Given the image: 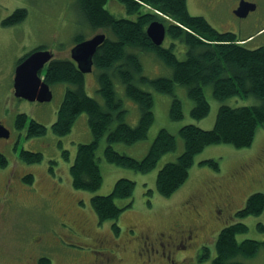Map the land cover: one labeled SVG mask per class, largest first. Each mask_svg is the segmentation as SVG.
I'll return each mask as SVG.
<instances>
[{
    "label": "rangeland",
    "instance_id": "obj_1",
    "mask_svg": "<svg viewBox=\"0 0 264 264\" xmlns=\"http://www.w3.org/2000/svg\"><path fill=\"white\" fill-rule=\"evenodd\" d=\"M112 1L109 0L107 9L113 15L137 20L136 16L119 11L120 4L116 1L113 4ZM240 1L187 0L191 15L203 17L216 30L231 32L241 40L252 37L246 45L250 49L264 47V0H246L254 4L256 9L244 19L233 13ZM19 9L28 12L27 19L19 25L4 26L3 22ZM97 34L105 32L91 29L80 12L77 0H0V124L11 131L9 140H0V153L9 162L6 168H0V264H39L42 258L49 259L51 264H171L168 257L172 258L174 264H212L220 231L237 222H243L249 228L247 234L238 236L239 242L243 238L262 241L264 234L257 231V224L261 221L264 223V212L259 217H247L244 220H239L236 213L246 205L250 195L264 193V129L260 128L251 148L217 145L199 154L188 181L170 198H163L157 192L155 175L166 164L175 162L184 151V143L178 136L184 126L200 127L199 124H203L205 128H200L211 130L222 104L233 108L258 105L259 101L253 97L230 98L222 103L214 98L212 88L207 87L205 94L211 111L207 118L195 120L191 117L193 103L188 97L187 88L177 85L175 95L182 102L183 118L173 122L170 119L173 97L144 87V90L155 96V122L152 128L157 130V134L166 129L171 135L178 136V150L164 156L153 170L156 172L147 175L103 162L100 166L104 181L98 191L91 193L73 188L70 169L75 160V148L79 143L92 141L83 142L86 132L83 118L86 115L78 118L71 134L58 137L53 134L51 127L57 121L66 87L69 86L56 84L52 87L53 99L39 103L15 98L13 80L20 60L32 51L44 47L52 51L57 59L70 60V52L76 46L77 37L90 40ZM173 43L178 59L184 61L187 47L169 37L165 39L164 47L169 48ZM141 59L147 76H172V69L155 55L142 54ZM45 72L46 68L43 69ZM97 74L94 69L86 75V90L91 98L100 100ZM116 87L118 90L123 89L121 83L116 82ZM130 112V115L135 114L133 103L130 104ZM17 114H27L31 120L46 126L47 134L27 139L26 131L20 133L15 129ZM136 124L133 122V125ZM150 133L147 140L151 138ZM106 145L104 138L97 151L98 156L102 155V147ZM22 150L42 153L43 162L32 165L21 162L18 155ZM63 150L69 151V159H64ZM136 156L137 160H143L146 154L137 152ZM206 159L216 160L220 171L202 167L200 161ZM28 175L34 177L33 185L24 181ZM120 179H128L136 184L133 197L117 199V206L124 209L122 215L118 221L101 224L91 206V199L110 195ZM147 190L153 191L151 197L146 195ZM130 204L132 206L128 207ZM195 210L201 212L202 220L195 218ZM63 216L74 225L78 218L87 229L86 238L70 237V243L65 244L67 250L54 248L55 237L63 234L66 240L65 234L72 235L67 229L61 228L69 224L63 222ZM177 217L185 222L195 218L193 223L200 225L195 239L184 243L183 247V243H178V250L170 251L169 246H165L164 250L161 240H157V234L152 233V250H146L145 253L136 240L141 230H155L159 223ZM116 223L120 228L119 234L113 230ZM207 253L209 256L206 258ZM74 257L80 260L74 263ZM123 259L125 263H122ZM239 261L243 264H264V249L254 259L239 258Z\"/></svg>",
    "mask_w": 264,
    "mask_h": 264
},
{
    "label": "trees",
    "instance_id": "obj_2",
    "mask_svg": "<svg viewBox=\"0 0 264 264\" xmlns=\"http://www.w3.org/2000/svg\"><path fill=\"white\" fill-rule=\"evenodd\" d=\"M77 1L80 12L91 29L108 32V39L98 48L93 58V69L98 72V94L102 99L91 98L86 90V75L72 60L54 59L44 74L45 82L51 87L56 84L69 86L59 108L57 121L51 127L53 134L58 137L71 134L78 118L85 114L92 135L90 143L77 145L76 157L70 169L72 186L76 191L94 193L101 188L104 177L100 165L103 160L139 174H150L164 156L178 150L179 136L184 143V151L175 162L166 164L156 177L157 192L163 198H170L186 184L195 158L208 147H252L258 131L264 129V47L250 49L243 44L249 38L241 40L231 32H220L205 18L191 15L187 0H115L122 6L118 10L122 9L123 13L136 16L135 21L113 15L107 9L109 0ZM27 16L26 10L19 9L3 25H19ZM154 21L165 23L167 37L187 47L184 61L179 60L175 54V43L169 48L153 44L148 37L147 28ZM84 40L83 37H77L76 44ZM38 50L46 48L34 51ZM142 54L155 55L172 69V76H147ZM116 82L121 83L123 89L118 90ZM177 85L187 88L188 97L193 103L191 117L195 120L207 118L211 111L205 94L207 87L212 88L214 98L222 103L230 98L251 97L256 98L259 103L238 108L222 104L211 130L187 125L176 137L162 129L143 160L131 158L117 150L116 146H133L147 140L154 128L155 100L153 94L144 90V87L171 95L173 102L170 119L177 122L183 118L182 102L175 95ZM132 103L138 107L139 120L136 125L133 122L137 119L129 114ZM15 129L20 133L26 131L27 139L43 137L48 132L46 126L31 120L27 114H17ZM104 138L107 145L102 155L98 156L97 151ZM63 156L65 160L69 159V151L63 150ZM18 158L21 162L32 165L42 163L44 155L22 150ZM8 165L7 157L0 153V168ZM200 165L220 171V165L214 159L205 160ZM51 172L53 173V169ZM24 181L33 185L34 177L28 175ZM135 187L133 181L120 179L110 195L94 196L91 199V206L101 224L118 221L124 209L117 206L116 200L131 199ZM146 195L151 197L153 191L147 190ZM131 206L132 204L128 207ZM263 212L264 193H254L236 216L239 220H244L247 217H259ZM113 230L119 234L117 223ZM248 231V226L243 222L223 228L216 241V257L212 264H243L239 258H256L261 249H264V237L262 241L243 238L239 242L238 236L245 235ZM257 231L264 234L262 221L257 224ZM208 256L207 253L206 258ZM39 264H51V261L41 259Z\"/></svg>",
    "mask_w": 264,
    "mask_h": 264
},
{
    "label": "water",
    "instance_id": "obj_3",
    "mask_svg": "<svg viewBox=\"0 0 264 264\" xmlns=\"http://www.w3.org/2000/svg\"><path fill=\"white\" fill-rule=\"evenodd\" d=\"M256 6L243 0L235 15L239 18H246L250 12L254 11ZM148 36L156 46H162L167 28L163 22H153L148 30ZM106 41V35L100 34L91 40L84 41L72 49V59L77 63L79 70L88 74L93 69V58L98 48ZM53 55L49 51H37L31 54L16 69L14 79L15 97L30 102L46 103L53 99V93L40 73L45 66L51 62ZM11 137V131L0 124V140H8Z\"/></svg>",
    "mask_w": 264,
    "mask_h": 264
},
{
    "label": "flooded vegetation",
    "instance_id": "obj_4",
    "mask_svg": "<svg viewBox=\"0 0 264 264\" xmlns=\"http://www.w3.org/2000/svg\"><path fill=\"white\" fill-rule=\"evenodd\" d=\"M238 6H239V3L237 4L234 10H236ZM194 213H195V218L197 217L199 220L203 219L202 218L203 215L201 214L199 210H195L193 214ZM62 219H63V222L65 223L68 222L70 225L67 224V226H62L61 228L67 229L68 231L72 233V235H68L64 233L66 235V240H64L65 236L62 233H61L62 236H58L57 238L55 237L54 248L67 250V248L65 247V244L70 243L71 241L70 237L74 236V237H85L86 238L87 229L85 228L83 222H79L78 218H77L76 225L71 223V221H69V219H67V217L65 216H63ZM194 220L185 222L181 218L177 217L175 219H172L171 221H167L165 223L163 222L159 223L155 230L153 229L141 230V233H139L140 235L139 237L136 238V240L142 246L143 251L147 253L146 250L147 251H150V249L152 250V243L150 242L151 234L156 233L159 238V239L157 238V240H161L164 250H165V246H169L170 251H177L178 249L176 245L178 243H183L182 244V247H183L184 243H188L189 241L194 240L195 237L198 235L200 225L194 224L193 223ZM167 259L171 264H174V261L172 260L171 257H168ZM78 260L80 259L77 257H74L73 262L77 263ZM122 263H125L124 259Z\"/></svg>",
    "mask_w": 264,
    "mask_h": 264
},
{
    "label": "crops",
    "instance_id": "obj_5",
    "mask_svg": "<svg viewBox=\"0 0 264 264\" xmlns=\"http://www.w3.org/2000/svg\"><path fill=\"white\" fill-rule=\"evenodd\" d=\"M122 10V9H121ZM135 119L137 120H134V123H138V120H139V115L137 113V115H134L133 116ZM83 122H85V125H86V132H85V138L83 139V142H88V141H91V134H90V131H89V128H88V122H87V118L86 116L83 118ZM212 123V120L209 122V125H211ZM200 127H203L205 128V126L203 124H199ZM213 126V124H212ZM211 126V127H212ZM155 134H157V130L156 129H152L151 130V133H150V136L151 138L143 143H140V144H136V145H133V146H119V150L126 153V154H129L135 158H137V152L138 153H141L142 155H145L149 152L150 148H151V145L154 141V136ZM259 134V133H258ZM258 134H257V137H258ZM128 152V153H127ZM74 155H75V151H74Z\"/></svg>",
    "mask_w": 264,
    "mask_h": 264
},
{
    "label": "bare ground",
    "instance_id": "obj_6",
    "mask_svg": "<svg viewBox=\"0 0 264 264\" xmlns=\"http://www.w3.org/2000/svg\"><path fill=\"white\" fill-rule=\"evenodd\" d=\"M154 22H155V21H154ZM159 22H160V21H159ZM152 23H153V22H152ZM152 23H150V25H151ZM150 25H149V26H150ZM149 26H148V28H149ZM148 28H147V30H148ZM104 35H106V34H104ZM96 36H97V35H96ZM96 36H95V37H96ZM95 37H94V38H95ZM148 37H149V36H148ZM166 37H167V34H166ZM149 38H150V37H149ZM107 39H108V37H107V35H106V40H107ZM150 39H151V38H150ZM151 41H152V39H151ZM83 42H84V41H83ZM105 42H106V41H105ZM152 42H153V41H152ZM81 43H82V42H81ZM79 44H80V43H79ZM153 44H154V43H153ZM154 45H155V44H154ZM155 46H156V45H155ZM157 47H159V46H157Z\"/></svg>",
    "mask_w": 264,
    "mask_h": 264
}]
</instances>
